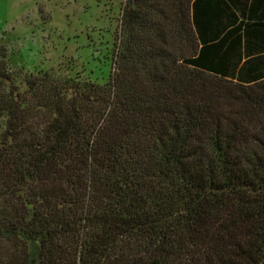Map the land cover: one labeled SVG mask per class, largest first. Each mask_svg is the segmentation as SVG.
Listing matches in <instances>:
<instances>
[{"label": "trees", "instance_id": "16d2710c", "mask_svg": "<svg viewBox=\"0 0 264 264\" xmlns=\"http://www.w3.org/2000/svg\"><path fill=\"white\" fill-rule=\"evenodd\" d=\"M120 39L108 84L0 56L14 264H264L263 7L127 0Z\"/></svg>", "mask_w": 264, "mask_h": 264}, {"label": "rangeland", "instance_id": "374dc122", "mask_svg": "<svg viewBox=\"0 0 264 264\" xmlns=\"http://www.w3.org/2000/svg\"><path fill=\"white\" fill-rule=\"evenodd\" d=\"M127 0H0V56L24 77L49 72L108 84L119 71L121 15ZM142 64L136 65V68ZM18 249L0 242V264H14Z\"/></svg>", "mask_w": 264, "mask_h": 264}, {"label": "crops", "instance_id": "0c3cea01", "mask_svg": "<svg viewBox=\"0 0 264 264\" xmlns=\"http://www.w3.org/2000/svg\"><path fill=\"white\" fill-rule=\"evenodd\" d=\"M250 1L252 0H247V4L250 3ZM260 3L261 6L263 7L264 9V0H253V3ZM264 41V40H262ZM243 49H242V59L241 60H244L250 56H254L256 54H262V59L264 60V43H263V47L261 45L260 42H255L254 41H249V46L248 47H244L242 45ZM259 49H262V51H259ZM248 51V53L246 54L245 52ZM251 68V66H249ZM252 69V68H251Z\"/></svg>", "mask_w": 264, "mask_h": 264}]
</instances>
